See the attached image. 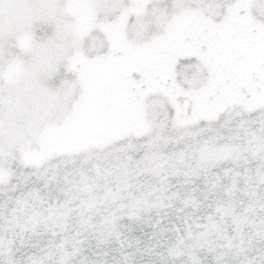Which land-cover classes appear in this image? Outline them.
<instances>
[{
    "label": "snow or ice",
    "instance_id": "6c2138e0",
    "mask_svg": "<svg viewBox=\"0 0 264 264\" xmlns=\"http://www.w3.org/2000/svg\"><path fill=\"white\" fill-rule=\"evenodd\" d=\"M0 264H264V0H0Z\"/></svg>",
    "mask_w": 264,
    "mask_h": 264
}]
</instances>
